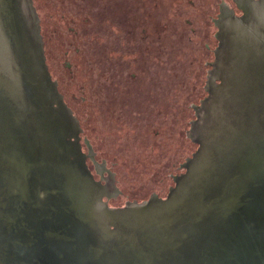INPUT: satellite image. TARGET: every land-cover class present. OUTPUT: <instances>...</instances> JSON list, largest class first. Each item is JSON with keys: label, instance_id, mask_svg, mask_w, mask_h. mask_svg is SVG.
I'll return each mask as SVG.
<instances>
[{"label": "water", "instance_id": "water-1", "mask_svg": "<svg viewBox=\"0 0 264 264\" xmlns=\"http://www.w3.org/2000/svg\"><path fill=\"white\" fill-rule=\"evenodd\" d=\"M216 27L185 172L165 199L111 208L120 186L47 0H0V264H264V1Z\"/></svg>", "mask_w": 264, "mask_h": 264}, {"label": "rangeland", "instance_id": "rangeland-1", "mask_svg": "<svg viewBox=\"0 0 264 264\" xmlns=\"http://www.w3.org/2000/svg\"><path fill=\"white\" fill-rule=\"evenodd\" d=\"M192 1L47 0L124 199L167 187L216 31Z\"/></svg>", "mask_w": 264, "mask_h": 264}, {"label": "flooded vegetation", "instance_id": "flooded-vegetation-1", "mask_svg": "<svg viewBox=\"0 0 264 264\" xmlns=\"http://www.w3.org/2000/svg\"><path fill=\"white\" fill-rule=\"evenodd\" d=\"M195 1H196V3H194ZM201 1L202 0H193L192 2L195 5V4H199ZM205 1H208V0H205ZM246 1H249V0H211L209 6L207 8V11H206L207 13L205 12L204 16H201V21H203V24L205 26L217 28L216 27V21L219 20L220 15L225 13V12H232L234 15H236L238 17L243 16L244 15V9L246 8ZM254 1L258 2V3H262L264 0H254ZM217 43H218V40H217ZM81 144H82L83 151H84V146L87 148V152L84 151V153H86L87 155H90V152L92 150V156H88L86 162H87L88 168L91 171V173L93 174L95 180L101 182L103 185H112L113 188L115 185V187H116L117 183L114 184L113 173L110 170H107L103 165H100L96 161V153L90 147L89 143L87 141L83 142V140H81ZM194 145H196V144H194ZM196 147L198 148L197 145H196ZM90 162L92 163L95 172L90 167ZM182 164L179 165L180 172L176 171L173 174H171V173L169 174V177L171 179V185L166 187L164 185H161L160 184L161 182H160L156 186V188L151 191V193L149 195H148V193H146L143 195H138L137 197H130V199H128L124 202V206L127 202L137 201V202L141 203L143 201H146L153 194H156L158 197H160L162 199L167 198V196L170 192V188L175 186V182L173 180V177L181 175L185 172V169L182 168ZM96 174L98 175V177L96 176ZM121 192H122V190L119 189L118 193L115 196H114V194H112V197L109 199L107 197H104V201H106L108 203L109 207L114 208V206H112L110 203Z\"/></svg>", "mask_w": 264, "mask_h": 264}, {"label": "trees", "instance_id": "trees-1", "mask_svg": "<svg viewBox=\"0 0 264 264\" xmlns=\"http://www.w3.org/2000/svg\"><path fill=\"white\" fill-rule=\"evenodd\" d=\"M205 95H207V94L205 93Z\"/></svg>", "mask_w": 264, "mask_h": 264}]
</instances>
